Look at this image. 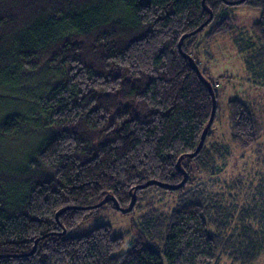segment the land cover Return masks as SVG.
<instances>
[{"label": "trees", "instance_id": "trees-1", "mask_svg": "<svg viewBox=\"0 0 264 264\" xmlns=\"http://www.w3.org/2000/svg\"><path fill=\"white\" fill-rule=\"evenodd\" d=\"M225 1L0 0V264H213L223 253L252 264L264 253V176L247 182L244 204L216 188L232 144L260 138L255 106L229 98V141L208 138L220 96L197 58L235 27ZM241 4L260 9L250 25L257 47L234 41L251 72L264 64V0ZM209 11L181 45L199 76L178 44ZM210 85L214 121L180 163L186 183L138 188L181 182L178 158L199 143ZM257 151L264 166V142ZM157 191H180L169 212L155 206ZM133 194L131 212H145L131 241L110 223L74 233L98 208L83 207L106 196L127 207Z\"/></svg>", "mask_w": 264, "mask_h": 264}, {"label": "rangeland", "instance_id": "rangeland-1", "mask_svg": "<svg viewBox=\"0 0 264 264\" xmlns=\"http://www.w3.org/2000/svg\"><path fill=\"white\" fill-rule=\"evenodd\" d=\"M226 11L230 12L235 19V27L231 32L218 34L210 42H207L201 53H206L212 49V59L205 61L200 55V66L205 69L207 75L212 76L215 82L217 93L219 94L220 104L218 106L217 118L212 125L211 135L209 140L217 139L223 135L226 141H229V120L228 109L225 107V101L231 97L239 96L249 101L255 106L256 116L260 124V138L258 142L252 145L249 149H241L232 144V154L227 160L224 170L221 172V180L216 187L217 190L226 193L236 192L240 194V203L244 204L245 189H248L247 182L250 179H258L264 176V166L257 162L258 149H261V144L264 142V64L254 71H248L245 68L243 54H241L235 44L236 36L249 37L254 42V47H257V39L251 35L250 25L259 19L260 9L246 4L230 5L226 7ZM243 39V38H242ZM256 49V48H254ZM213 54L215 56H213ZM227 79V81H225ZM220 92V93H219ZM34 143L26 142L23 149L29 148ZM26 146V147H25ZM22 153V152H19ZM260 160V159H259ZM263 166V167H262ZM259 169V173L253 171ZM263 168V169H262ZM248 170L250 172H248ZM252 173V174H250ZM254 175V176H253ZM244 183V184H243ZM180 191H166L162 193L157 191V195L152 194L153 201L159 210L170 211L174 206L176 197ZM226 198V195H225ZM145 210L142 208V213ZM141 212H122L117 207L105 203L98 207L93 215L83 225L78 227L74 233H82L96 224L110 223L113 228L120 232H128L126 241H131L133 234L130 233L133 229L132 223L135 222L140 227L139 217ZM136 225V226H137ZM212 232L213 228L209 227ZM126 242V243H128ZM157 244L162 246V240H157ZM124 246L115 254H120L126 250ZM213 264H237L233 263L232 259L225 256L223 253ZM252 264H264V253L261 254Z\"/></svg>", "mask_w": 264, "mask_h": 264}, {"label": "water", "instance_id": "water-1", "mask_svg": "<svg viewBox=\"0 0 264 264\" xmlns=\"http://www.w3.org/2000/svg\"><path fill=\"white\" fill-rule=\"evenodd\" d=\"M204 1H205V0H202V4H203V5H205V4H204ZM243 1H245V0H235V1H227V0H226L225 2L228 3V4H231V5H237V4H241ZM209 12H210V16L207 18V20H205V21H204L200 26H198L196 29L192 30V31L189 32V33L184 34V35L182 36L181 40L179 41L178 47H179L180 51L182 52V54H183L184 56H186L187 58H189L190 61H192V59H191V55H189V54H187V53H185V52L182 51V48H181L182 42H183V40H184L185 37L197 33V32L200 31L202 28H204L205 25H207V24L209 23V21H210V20L212 19V17H213V12H212V11H209ZM192 63H193L194 69L196 70L197 74H198L199 76H201L202 74H201V71H200V69L198 68V66L195 64V62L192 61ZM206 82H208V80H206ZM209 90H210L211 97H212V109H211V114H210L209 120H208V122H207L205 128L203 129L202 134H201V136H200L199 143H198V145H197V147H196V149H195L194 151L189 152V153H186V154H184V155H181V156L178 158V163H179V164H178V168L181 169L182 172H183V179L181 180V182H179V183H177V184H168V183H164V182H162V181H159V180L154 179V180H149V181H147V182H145V183H143V184H140V185L138 186V188H146V187H148V186H150V185L157 184V185H159V186H165V187H167V188H170V189L176 190V189H179L180 187H182V186L186 183V181H187V172H186V170L182 169L180 163H181L182 159H183L185 156H186V157H194L196 154H198V152L200 151V149H201V147H202V145H203V143H204V141H205V138H206L207 132H208L210 126L212 125L213 121H214V116H215V111H216V96H215V92H214V89H213L212 85L209 86ZM110 200L114 201L115 204H116V207H117V200L115 199V197H113V196H106L105 198H103V199H102L100 202H98L97 204H94V205H91V206H88V207H83V208H97V207H100L101 205L107 203V202L110 201ZM135 201H136V196L133 194L132 199H131V201H130V203H129V205H128L127 207L118 206L117 208H118L119 210H121L122 212H125V213L130 212V211L133 209V206H134V204H135ZM56 217H57V215H56ZM64 231H65V230H64ZM34 249H35V248H34ZM33 251H34V250H33Z\"/></svg>", "mask_w": 264, "mask_h": 264}]
</instances>
